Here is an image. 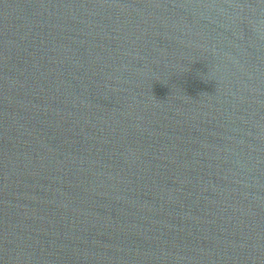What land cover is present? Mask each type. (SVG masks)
Returning a JSON list of instances; mask_svg holds the SVG:
<instances>
[{
	"label": "water",
	"instance_id": "water-1",
	"mask_svg": "<svg viewBox=\"0 0 264 264\" xmlns=\"http://www.w3.org/2000/svg\"><path fill=\"white\" fill-rule=\"evenodd\" d=\"M0 264H264V0H0Z\"/></svg>",
	"mask_w": 264,
	"mask_h": 264
}]
</instances>
